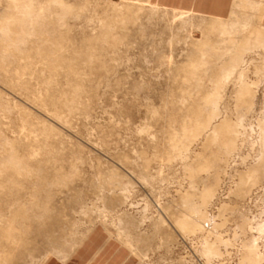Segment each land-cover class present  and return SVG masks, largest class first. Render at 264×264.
I'll use <instances>...</instances> for the list:
<instances>
[{"label": "rangeland", "instance_id": "rangeland-1", "mask_svg": "<svg viewBox=\"0 0 264 264\" xmlns=\"http://www.w3.org/2000/svg\"><path fill=\"white\" fill-rule=\"evenodd\" d=\"M1 1L0 18L8 8L6 0ZM36 1L59 2L84 12L78 21L70 22L63 57L73 48L85 51V37L98 34L89 17L96 19L112 8L129 6L140 8L141 13L124 37L120 38L123 32L117 29L109 42L97 45L89 55L91 60L82 61L73 78L66 76L69 72L60 62H55V74L49 68L53 58H63L62 53L47 58L21 53L0 40V235L21 214L19 240L25 244L10 264H41L61 250L70 254L67 245L82 242L94 229L119 240L116 218L120 215L130 223L125 230L134 247L148 254L143 259L120 239L130 248L134 264H238L245 240L253 236L261 254L258 264H264V236L244 235L241 228L254 219L253 225L264 220V180L245 198L233 193L239 174L256 166L264 150L259 137L264 133V80L255 90L257 99L249 112L237 104L232 85L225 92L220 89L224 99L218 103L219 114L212 127L223 120L236 123L241 115L240 121L246 119L231 153L223 152L220 157L216 144L211 149L206 146L211 126L195 141L185 135V129L195 122L194 110L204 108L201 99L220 91L214 92L210 84L214 71L208 76L203 70L195 74L191 70L199 55L195 41L205 28L186 39V17L196 15L166 9L169 16L164 19L165 8L158 6V13L150 16L152 6L120 0ZM211 21L206 18L205 22ZM253 26L252 31H259L256 22ZM247 60L248 80L258 82L259 57L252 55ZM77 87L82 90L80 99L74 93ZM64 96L66 101H72L68 96L78 100L69 103L76 107L74 111L73 106L72 112L61 108ZM55 115L64 122L58 123ZM210 156L219 157V183L203 209L209 220L199 219L196 233L184 234L173 225L183 215L181 197L195 193L198 201L213 186V169L199 170L196 179L191 178L192 167ZM14 158L22 160L19 172L26 171L23 175L12 169ZM15 179L21 182L16 187L11 185ZM104 210L113 212L105 222ZM204 242L217 244L218 254L209 263L200 255Z\"/></svg>", "mask_w": 264, "mask_h": 264}, {"label": "bare ground", "instance_id": "bare-ground-1", "mask_svg": "<svg viewBox=\"0 0 264 264\" xmlns=\"http://www.w3.org/2000/svg\"><path fill=\"white\" fill-rule=\"evenodd\" d=\"M0 2L3 1L0 0ZM6 2L8 8L6 9L4 15L0 18V40L2 41V43L5 42L10 43L13 47L16 48L17 52L26 53V54H30V53L42 54V56L44 55L45 58L49 56L51 57L55 55L57 56L58 53L61 54L63 52L62 51L63 49L65 52L64 47L65 45H67L66 43L69 42V34L71 30L70 22L72 20L78 21L82 17V15H84L83 14L84 12L76 11L69 6L60 4L59 2H52L48 4H41L36 0H6ZM263 2L264 0H258L257 3H252V0H247L248 5H251L250 6L252 9L251 13L247 12L246 10H243L244 8L246 9L245 7L246 5L243 6V9H239L235 7L236 9L233 10L231 19H226V20L213 19L214 21L206 23L205 22L206 18L202 16L196 15L193 18L186 17L187 40L188 38L194 36L193 34L194 31H199L202 27H205L203 31L199 32L202 35L201 39L195 41L199 55L197 54L198 55L197 59L193 61V63H191L192 73L195 74L196 72H200V70H203L204 74L208 73L209 74L208 76H210V74H212V72L214 71L213 76L210 78L211 81L210 84L213 83V85L216 88L214 89V92L215 90H220V89L225 92L227 90L226 88L227 87L229 88V86L232 85L233 86L232 90L235 89L233 90V92L236 91L235 97L237 104L239 105L240 103L241 105H239V107L240 108L244 107V111L246 110V112H249L254 107L255 101L257 99L255 90L260 85L259 83H262L264 80V27L260 24V14H261ZM152 7L153 8L150 9L149 11L150 16L157 14L158 11L160 10V8L158 7H154V6ZM162 11H163V18L166 19L169 16L166 13V11L168 10L162 9ZM140 13H141L140 8H134L129 6L126 9L112 8L108 11H105L102 14V16L99 15L100 17H97L96 19L89 17V21L97 25L99 32L98 34H95L93 36L85 37L86 40L85 44L87 49L85 51L77 52L72 47L73 45L69 44L71 46L70 48L73 49L71 51H68L69 52L68 57H63L64 54L62 53L63 58L61 59L60 57L53 58L52 64L50 65L49 68L51 69L52 72H54L53 74H55V71L57 72V68H58L57 66L59 64L58 62H60L61 63L60 66L63 69H65L66 72H69L66 73L67 75L65 74L66 76L70 78L77 77L75 71L79 70V64L82 61L84 63V62H89L91 60L89 55H91L94 52L92 50L96 49V46L99 44H104L109 42L113 38L114 32L117 29L120 32H123V36L121 35L120 38L124 37L125 34L129 32L128 29L129 24L136 25L138 23L140 19ZM184 14H188V13H183V15ZM254 22H256L259 28V29L257 28L259 30L257 32L252 31L254 27L253 26ZM29 44L33 46V49L31 47L28 48ZM37 47H39L40 49L39 48L37 49ZM89 48H91V50ZM252 55L253 56L256 55L259 57V61H258L259 67L257 69V72L260 73V77H258L260 80L258 79V82H253V81L249 82L248 80L249 70L247 66L249 62L247 59L250 58ZM55 62H57L58 64L56 65ZM72 83L73 82H71V84ZM79 87H77V89H74L75 96L76 97L78 96L77 99H80L79 96H81L82 94V90ZM221 90L215 92L217 95L211 91L213 94H215V96L207 95L203 99H201V101L204 104V108L202 110L201 109L194 110L195 122L191 125L190 128L185 129V135L188 139L195 141L203 134L205 130L210 128V126L211 127L213 126L211 125L212 121L219 114L218 103H220L222 100L221 99L222 96L220 97L219 95V92H221ZM70 97L68 96V99H72V101L71 100L66 101L67 96L66 97L64 96L65 98L64 101L66 102H62L63 100H61L62 102L60 103L62 106L61 108L70 109V107L73 106L71 108L73 109L75 107L74 105H70L69 103L70 102L76 103L77 99L73 100L74 97L73 98ZM262 105L264 109V94H263ZM71 109L68 111L72 112ZM74 109H76V107ZM204 111L208 113V116H204L203 114ZM54 118L58 123L64 122L63 119L58 115H55ZM240 118L239 121H237L236 123H231L228 120H223V122H221L219 125L215 126L214 128L212 127L213 129L211 128L212 132L209 135L208 144L206 145L207 148L211 149L212 144H216L217 153H219L220 157L222 156L221 154L223 152H225V154H230L233 149L232 143L234 139L240 135L239 127L243 126L244 124L243 122L246 121V119L243 120V118H242L243 121H240ZM263 119H264V114H263ZM259 137L261 141V147L264 148V133L261 132ZM218 159L219 157L217 158V156L216 157L210 156L209 158H205V159L202 158L201 163L199 166H197V168L191 166L192 167L191 172L193 173V175L191 174L192 179L196 177L197 172L199 170L208 171L210 169H213L215 170V173L212 177L213 186L206 188L201 193V195L199 196L200 200L198 201L195 200L196 198L195 193L192 194L188 193L185 196L183 195L181 197L182 198L181 201L183 205V209H182L183 215L181 214L182 218L177 216V219H175L176 221L174 220L173 225L176 226L179 229V231H181L184 234H188V233L191 234L192 232L196 233V231L199 229V226L201 224L200 223L201 221L199 222V219L204 221L206 219V222L209 220V219L207 220L206 218L207 216L203 213L205 211V210L203 211V209L209 204L210 200L215 196L216 191L214 189L215 187L214 185H217L219 183V173L216 169L218 167V162H219ZM12 160H14L12 169L16 171L17 174L23 175L26 171H24L23 174H20L19 172L20 170L22 171V162H21L22 160H20L19 158H14ZM258 160H259L258 164L254 167L252 166L250 170L248 169L249 170L248 172L246 171L244 173L239 174L238 182L236 185V191L233 192V193L236 192L235 196L245 198V194L246 193L248 194V192L251 190L252 187L259 184L260 181L262 182V180H264V150L261 151ZM20 183L21 182L18 179H15L11 183V185H14L16 187V184H20ZM194 184H195L194 181H192V185H191L192 189H195L193 188ZM233 210H234L233 208H230V211ZM106 211L104 210L103 213H101L103 214V217H105V220L104 219L102 220L104 222L106 221L107 216L113 215L112 214L113 212H110V210H108L110 213ZM123 218H125L123 215H120L118 219L116 218V221H118L119 224V226L116 228L118 232V237L120 239H124L126 243L129 245V247L131 249H134L133 251L136 252L137 250L138 254L143 259L146 260L148 254L146 252H141L140 250L134 247L135 244L133 240L130 239L128 230H125V227H128L130 223L129 222L125 223V221H123ZM21 221H22V215L16 214V216H14L13 219L9 223H7L8 227L6 229L1 228L2 231L0 235V264H10L11 260L13 261L15 257L16 250H18L19 248L21 249V247L24 248L25 246L23 241L21 239L19 240V235L22 234L19 227ZM253 222L244 223L243 225H241L244 235L246 234L248 235V233L256 232L259 235V237H263L264 220L260 222H256L254 225L252 224ZM74 241L73 243H69L67 245L70 253L79 245L78 242L76 243ZM245 241L246 242L243 246L244 254L238 264H258V259L259 256L261 255L258 254L259 252L257 253L256 241H258V239L256 237L254 238L253 236L249 240H245ZM202 250L203 251L200 252L201 253L200 255L201 257H204L208 263L215 255L218 254L217 244H215V242L213 244H209L208 242H206ZM61 251L55 252L56 257L61 259H66L69 256V253L66 252V254H64Z\"/></svg>", "mask_w": 264, "mask_h": 264}, {"label": "crops", "instance_id": "crops-1", "mask_svg": "<svg viewBox=\"0 0 264 264\" xmlns=\"http://www.w3.org/2000/svg\"><path fill=\"white\" fill-rule=\"evenodd\" d=\"M124 3L159 6L165 9L202 16L208 19L226 20L236 8L251 13L247 0H120ZM243 1V2H242ZM258 0H252L257 3ZM245 3V4H244ZM236 7V8H235ZM264 27V2L260 14ZM92 230L66 259L52 257L41 264H134L132 252L118 239Z\"/></svg>", "mask_w": 264, "mask_h": 264}]
</instances>
